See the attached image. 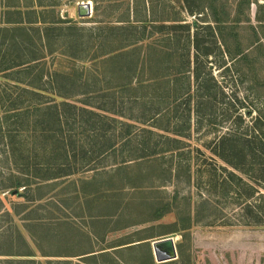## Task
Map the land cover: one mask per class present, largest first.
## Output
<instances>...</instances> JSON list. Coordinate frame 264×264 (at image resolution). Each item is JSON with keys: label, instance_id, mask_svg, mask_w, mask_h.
<instances>
[{"label": "rangeland", "instance_id": "1", "mask_svg": "<svg viewBox=\"0 0 264 264\" xmlns=\"http://www.w3.org/2000/svg\"><path fill=\"white\" fill-rule=\"evenodd\" d=\"M128 1L41 0L37 5L33 0H0V184L10 183V94L17 95L26 87L15 81L39 85L41 89H27L39 91L48 101L78 103L87 99L79 93L86 91L91 96L112 88L115 111L136 116V110H129L135 103L149 107L146 101L135 100L136 94L146 93L138 91L141 75L129 80L116 74L114 67L121 63L114 66L109 40L97 29L96 21L121 17ZM147 1L154 10L151 19H178L187 24L202 19L206 21L202 24L215 27L210 22L212 11L197 14L198 0ZM87 2L90 16L80 18L77 10ZM214 5L216 13L224 11L228 16L224 31L236 59L225 56L222 68L223 60L217 54L200 65L204 74H212L225 97V104L215 109L214 125L205 119L197 130L192 116L194 127L186 147L192 155L193 149H199L206 158L210 153L204 145L230 126H218L228 114H242V129L257 114L264 118V22L256 21L264 19V1L216 0ZM188 6L197 10L195 15H190ZM138 8L143 11L141 5ZM9 16L10 23L23 21L25 30L5 24ZM69 27L75 28L68 31ZM185 77L188 81L175 84L181 93L189 81L193 88L191 75ZM152 85L149 81L147 86ZM175 99L170 94V103L162 107L173 109ZM183 109L180 105L178 111ZM148 124L154 125L152 120ZM176 160L185 163L184 158ZM150 165L119 166L109 159L104 171L46 183L31 192L19 189V194L33 195L31 202L0 189V264H159L152 245L166 238L174 240L177 257L162 264H264V225H248L244 204L211 195V202L202 208L200 203L209 200L200 198L206 195L204 190L197 191L183 177L179 184L162 182L165 175L157 165ZM151 175L154 178L148 180ZM135 185L141 190L131 188ZM260 193L264 195V189ZM182 198H187L188 205ZM259 205L264 217V200ZM47 228L50 234L42 239Z\"/></svg>", "mask_w": 264, "mask_h": 264}, {"label": "trees", "instance_id": "2", "mask_svg": "<svg viewBox=\"0 0 264 264\" xmlns=\"http://www.w3.org/2000/svg\"><path fill=\"white\" fill-rule=\"evenodd\" d=\"M215 1L198 0L197 8L198 15L212 11L213 20L210 22L215 27L210 23L202 24L206 22L202 19L198 20L201 24L182 23L178 19H151L149 15L154 14V10L147 0H129L121 17L114 21H96L101 37L104 33L103 37L109 40L111 61L114 66L121 63L120 67H114L116 74L129 80L141 75L138 91L146 93L136 94L135 100H144L149 107L146 103L139 104L140 107L135 103V107L129 110H136V116L115 111L112 88L94 91L91 96L86 91L79 93L87 99L78 103L66 99L56 102L48 101L39 91L27 89H41L39 85L15 81L26 87L17 95L10 94V183L0 184V189L23 197L24 194H19L21 188L24 192H31L30 189L37 190L46 183L104 171L109 159L119 166L144 163L159 167L165 175L162 182L179 184L183 177V182L193 184L197 191L204 190L206 195L201 194L200 198L204 196L209 200L199 202L202 208L211 202V195L232 200L236 205L244 204L243 212L251 222L248 225H264L259 205L264 200L260 193V189H264L262 115L257 114L251 124L242 129V114L237 111L235 115L228 114L218 126L223 128L226 123L230 126L204 145L210 153L207 158L199 149H193L195 154L192 155L189 146L186 147L194 127L192 116L197 130L205 119L208 125H214L217 104H225L224 90L210 72L203 73L200 65L217 54L223 60L219 65L222 68L226 66L225 56L236 59L235 53L227 47L230 36L228 38L224 31L223 24L228 16L221 9L220 15L216 13ZM140 5L143 11L139 10ZM97 10L95 5L94 15ZM188 10L190 15L197 11L189 6ZM256 21L261 25L264 19L258 17ZM11 24L21 26L16 28L18 30L24 29L23 21ZM74 28L69 27L68 31ZM157 37L161 40L157 41ZM130 49L129 54L127 50ZM119 51L122 53L118 55L116 52ZM143 75L155 85L147 86L149 81ZM187 75L193 79V88L189 81L181 93L182 88L175 84L188 81ZM166 77L169 78L167 81L160 82ZM170 94L176 98L175 110L162 107L170 103ZM182 95V102L176 103ZM180 105L185 107L181 113L178 111ZM150 120L154 125L148 124ZM183 158L184 164L176 160ZM151 178L154 176H149L148 180ZM135 186L131 188H138ZM23 198L34 201L31 194ZM182 200L188 205L187 198ZM204 215L205 211L203 218ZM49 230L45 229L42 239H47Z\"/></svg>", "mask_w": 264, "mask_h": 264}, {"label": "water", "instance_id": "3", "mask_svg": "<svg viewBox=\"0 0 264 264\" xmlns=\"http://www.w3.org/2000/svg\"><path fill=\"white\" fill-rule=\"evenodd\" d=\"M90 13H91V8L89 3L80 5L78 9V16L80 18L88 17L90 16ZM152 249L155 260L159 264L173 261L177 257L176 246L172 238H166L153 243Z\"/></svg>", "mask_w": 264, "mask_h": 264}, {"label": "crops", "instance_id": "4", "mask_svg": "<svg viewBox=\"0 0 264 264\" xmlns=\"http://www.w3.org/2000/svg\"><path fill=\"white\" fill-rule=\"evenodd\" d=\"M40 2H41V0H33V3H34V4H37V5H39ZM87 3H88V2H87ZM87 3H84V4H87ZM89 4H90V3H89ZM81 5H82V4H81ZM78 9H79V8H78ZM7 15H10V13L8 12ZM77 15H78V10H77ZM35 22H37V21H35ZM35 22H34V23H35ZM5 24H7V25H9V26L12 25V24L10 23V16H9L8 21L5 22ZM23 24H25V23H23Z\"/></svg>", "mask_w": 264, "mask_h": 264}]
</instances>
